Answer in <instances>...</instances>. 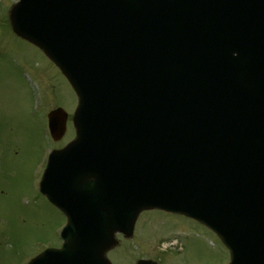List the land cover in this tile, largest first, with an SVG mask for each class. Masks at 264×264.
Segmentation results:
<instances>
[{
	"label": "water",
	"instance_id": "water-1",
	"mask_svg": "<svg viewBox=\"0 0 264 264\" xmlns=\"http://www.w3.org/2000/svg\"><path fill=\"white\" fill-rule=\"evenodd\" d=\"M213 6L20 0L12 7L15 31L45 50L80 97L78 138L51 154L42 181L68 215L66 243L29 264H105L114 233L132 234L151 207L212 227L231 249L230 264H264V0H227L221 18ZM66 115L49 114L55 139ZM81 156L99 177L66 165L71 158L81 167Z\"/></svg>",
	"mask_w": 264,
	"mask_h": 264
},
{
	"label": "rangeland",
	"instance_id": "rangeland-1",
	"mask_svg": "<svg viewBox=\"0 0 264 264\" xmlns=\"http://www.w3.org/2000/svg\"><path fill=\"white\" fill-rule=\"evenodd\" d=\"M15 1L0 0V264H27L44 247L60 241L66 218L40 193L39 182L50 148L64 145L72 131L61 141H52L47 135V113L57 106L72 112L77 103L60 70L38 47L12 31L8 12ZM211 237L186 216L145 211L134 237L120 239L131 243V254L126 253L123 262L116 250V263L134 264L161 251L174 252L179 242L186 248L176 261L215 264L226 254ZM162 260L175 264L168 255Z\"/></svg>",
	"mask_w": 264,
	"mask_h": 264
},
{
	"label": "flooded vegetation",
	"instance_id": "flooded-vegetation-1",
	"mask_svg": "<svg viewBox=\"0 0 264 264\" xmlns=\"http://www.w3.org/2000/svg\"><path fill=\"white\" fill-rule=\"evenodd\" d=\"M116 249H112L111 251H110V253H113V254H116ZM158 252V251H157ZM153 255V258H157V259H161L162 257H161V254L158 252L157 254H152Z\"/></svg>",
	"mask_w": 264,
	"mask_h": 264
}]
</instances>
